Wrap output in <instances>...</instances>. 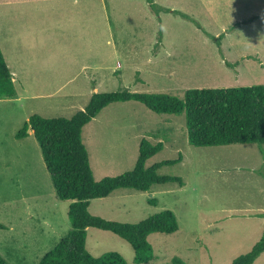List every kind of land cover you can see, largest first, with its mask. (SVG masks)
I'll return each instance as SVG.
<instances>
[{"label": "rangeland", "instance_id": "rangeland-1", "mask_svg": "<svg viewBox=\"0 0 264 264\" xmlns=\"http://www.w3.org/2000/svg\"><path fill=\"white\" fill-rule=\"evenodd\" d=\"M153 1L155 10L146 0L0 3V47L16 91L0 99V255L7 264H38L70 229L69 201L57 198L33 134L15 137L32 114L70 118L94 92L182 98L189 88L264 84V0ZM143 138L163 144L146 167L181 154L157 173L183 184L117 189L91 200L89 212L137 223L172 210L178 230L150 234L153 257L144 264L173 257L230 264L248 252L264 229V145L193 146L184 114L114 102L82 129L95 180L131 170ZM86 249L136 264L130 244L109 231L88 228ZM253 264H264V252Z\"/></svg>", "mask_w": 264, "mask_h": 264}, {"label": "trees", "instance_id": "trees-1", "mask_svg": "<svg viewBox=\"0 0 264 264\" xmlns=\"http://www.w3.org/2000/svg\"><path fill=\"white\" fill-rule=\"evenodd\" d=\"M146 1L155 10L154 1ZM15 92L12 73L0 47V99L11 98ZM129 101L140 102L160 114H184L187 138L193 146L257 144L261 148L264 145V84L189 88L182 98L168 93L128 90L94 92L84 110L70 118H45L32 114L15 137L24 138L28 135L27 130H32L57 198L69 201L67 218L70 223V229L38 264H129L114 251L91 255L86 249L87 229L90 227L112 232L127 241L134 251V262L144 264L153 257L148 236L152 233L171 234L178 230L177 218L169 209L137 223L106 220L89 212L91 200L107 197L117 189L148 191L153 184H183L178 176L157 173L164 165L180 162L181 154L177 158L145 166L146 161L163 147L161 141L152 144L145 138L140 141L137 160L131 170L95 180L82 140V129L110 104ZM149 203L155 205L156 200L151 198ZM263 252L264 229L253 247L235 257L230 264H253ZM0 264H7L1 255ZM170 264L189 263L173 257Z\"/></svg>", "mask_w": 264, "mask_h": 264}, {"label": "crops", "instance_id": "crops-1", "mask_svg": "<svg viewBox=\"0 0 264 264\" xmlns=\"http://www.w3.org/2000/svg\"><path fill=\"white\" fill-rule=\"evenodd\" d=\"M18 0H0V3H7V2H16ZM43 1H48V0H43ZM8 65V64H7ZM88 67L84 66L83 69H87ZM28 132V135L29 134H33L32 130L31 129H28L27 130Z\"/></svg>", "mask_w": 264, "mask_h": 264}]
</instances>
